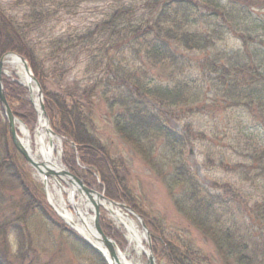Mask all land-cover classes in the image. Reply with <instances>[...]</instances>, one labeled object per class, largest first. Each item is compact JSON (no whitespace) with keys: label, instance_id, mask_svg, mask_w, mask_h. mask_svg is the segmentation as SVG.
<instances>
[{"label":"trees","instance_id":"16d2710c","mask_svg":"<svg viewBox=\"0 0 264 264\" xmlns=\"http://www.w3.org/2000/svg\"><path fill=\"white\" fill-rule=\"evenodd\" d=\"M88 1L0 0V57L14 52L28 61L42 86L51 127L64 140L63 163L88 186L131 206L142 217L157 264H216L190 243L165 235L140 211L121 174L123 161L110 154L95 132L91 97L99 94L116 134L161 176L177 211L214 243L222 264H264V191L249 202L232 195L238 199L237 206L226 196L234 192L232 187L222 191L215 182L212 188L220 192L213 191L188 161L189 147L196 140L213 141L206 165L253 185L264 180V143L238 130L231 142L221 146L218 159L214 148L227 140L226 134L210 136L191 124L182 132L172 126L181 112L187 116L215 114L218 109L250 116L264 112V22L253 15L260 5L255 0H112L100 21L51 39V51L39 53L29 35L46 22L77 14ZM228 36L241 46L221 47ZM255 46L262 51H252ZM75 50L78 55L85 53V69L93 81L69 94L51 91L46 61ZM65 66L66 61L58 62L53 70L66 72ZM4 83L15 114L32 122L35 111L27 89L15 80L5 78ZM1 121L0 264H49L42 262L35 247L33 234L39 231L35 233L29 222L34 213L44 225L45 236L53 238L57 232L73 250L83 248L98 264H107L61 222L45 200L30 196L23 171L18 170L21 155L7 121ZM16 182L24 204L12 201L6 206L2 189ZM32 184L44 198L43 190ZM101 223L118 239L104 219Z\"/></svg>","mask_w":264,"mask_h":264},{"label":"rangeland","instance_id":"374dc122","mask_svg":"<svg viewBox=\"0 0 264 264\" xmlns=\"http://www.w3.org/2000/svg\"><path fill=\"white\" fill-rule=\"evenodd\" d=\"M3 1L7 3L11 0ZM111 1L112 0H89L87 3L83 4L77 14L62 15L56 19L42 24L29 35V39L32 45L42 55L44 53L47 54L51 51V47L49 44L51 39L62 35L81 32L87 27L100 21L103 18L104 13L108 9ZM255 1L258 5H260V7L254 10L253 15L257 16L256 18L264 22V0ZM240 46V41L233 36H228L221 45V47L233 50L238 49ZM260 48L261 47L255 46L252 51L260 52L262 51V49ZM85 60V53L78 55L77 50L72 52L69 56H67V53L65 56L61 53L58 58L54 57L53 59H48L46 61V66L50 69V71L48 70L49 77L46 82L48 89L54 92L69 94L73 93L76 90H80L81 88H85L93 81L92 74L86 72ZM64 61L67 62V66H65V68H67L66 72H61L60 69L59 71L53 70L54 66L58 64V62L63 63ZM4 71L5 73L3 74V83L6 78L13 81L15 80L24 88H26L29 100L31 101L33 109L35 111V119L32 122H25L17 116L19 119L16 124L18 134L20 136L19 126L21 125L29 129L33 133L38 127L39 122V111L37 109L38 106L35 104V96L31 89H29L21 81L17 70H9L8 72L7 69H4ZM38 97L39 100L42 99L45 105L43 89L41 95L38 92ZM91 101L93 104V120L96 125L95 132L98 137L107 145L110 154L113 157H116L123 161L124 166L121 174L124 176L128 187L131 189L140 211L146 215L148 220L160 225L165 235L180 242L185 241L190 243L202 253L207 254L211 258H213L216 264H222V260L215 248L214 243L177 211L161 176H159L156 171L153 170L138 155V153H136L131 148V146H129L116 134L112 124V120L109 116L110 113L107 110L103 98L100 97L99 94H96V96L91 97ZM9 104L11 106L10 102ZM0 107L2 109L0 112L1 125V120L7 121V119L1 104ZM178 117V119H172V126L178 131H184L185 125L191 124L194 130L205 132L210 136H213L215 134H221V137L225 134L227 135V140L219 142L218 147L214 148V152L217 155L218 159L223 152L221 146L227 145V143L231 142L236 136L238 130L246 131L250 133V135H252L256 140L264 143V112H256L254 116H250L246 112L237 111L235 109H230L227 111L218 109L215 114L204 113L187 116L181 112L178 113ZM243 126L246 127V129H243ZM58 136L59 137L57 138L59 141V145H57L56 147V153L59 154V156L61 157V161H63L65 150L63 145L64 140L63 138H60V135ZM210 139L212 140L211 137L209 138V140ZM212 143L214 142L212 141L207 143L196 140V142L189 147L190 152L188 154V161L189 164H191L194 168L200 181L204 183L205 186L211 188L216 192L220 191L212 188V185L215 182L222 187V191L224 190V188L232 187L234 189V192L229 193L226 196H228L230 199L232 198L231 201L235 205L238 204V199L236 201V199L232 195H235L236 197H239L241 195L247 202L254 200L256 197H259L264 191V180L253 185L242 183L239 176L228 173L218 166L206 165L207 161L205 155L207 150L211 147ZM0 149H2V145H0ZM18 163H20L18 165V170L19 172L23 171L22 178L25 181L26 185H28L27 188L29 189L30 196H35L37 201L40 202L45 200L46 203L51 207L55 215L59 217L52 207L53 205L49 199L47 187L45 186V184H43V180L40 177L39 172L33 166L27 164L22 155ZM62 164L64 166V169H67L66 165L63 162ZM32 182L36 183L39 191H41V189L43 190L44 198L41 194L42 191L39 193H35ZM51 182H54L53 178H51ZM97 182L99 183V180ZM63 186L69 189L65 181L63 182ZM5 188L6 190L2 189V195L8 201L6 206L10 207L12 201L14 205L18 203L19 205L24 204V194L21 191L18 182H16V184L9 183ZM94 188L96 189L97 187ZM51 192H54V190H51ZM62 199L63 201L67 202L70 210L73 211L74 214H76L75 210L72 207V203H70L69 201V195L67 192L63 191ZM77 200L78 198H76V201ZM110 207L112 210H110L109 208L102 209V219L106 221V224L110 226V229L117 235L118 239L113 237V235L107 233V228L105 229L106 225L104 224L103 227L101 223L103 231L107 236L111 237L116 242L118 249L122 254H124L125 258L128 261H132L133 263L148 264V257L146 255V252L144 251L149 250L147 245L148 235L142 228L139 219L135 215L125 211L124 209L112 206ZM115 211L119 212V214L123 216V218L126 217V219L124 218L125 221H127V218L131 219L130 221H132L136 225L137 229L142 235L141 243L144 250H140L136 242H130L129 231L123 224V222H119L116 219L113 213ZM88 214L91 216L94 215L92 208L88 210ZM33 215V219L29 221L30 228H32L35 233L39 231V235L38 233L37 235L33 234V240L35 241V247L40 250L39 256L42 262H47L49 264H98L97 260L92 256V254L83 250V248L75 251L71 247H69V244L67 243L68 241L65 239V242H63L57 232H55V234L53 233V238L52 236H45V230L43 229L44 225L37 218L35 213ZM59 219L67 228L73 229L72 227H69L68 223L62 216L59 217ZM127 224H129L128 221ZM38 243H40V248L37 247ZM82 250L85 254L82 253Z\"/></svg>","mask_w":264,"mask_h":264},{"label":"bare ground","instance_id":"6f19581e","mask_svg":"<svg viewBox=\"0 0 264 264\" xmlns=\"http://www.w3.org/2000/svg\"><path fill=\"white\" fill-rule=\"evenodd\" d=\"M3 62V73H5L4 69H7L8 72L9 70H17L21 81L33 92L35 96V104L38 106L37 109L39 111V122L36 130L32 133L23 125L19 126L20 138L23 145L35 161L40 163L44 162L46 165H48L49 168L57 172L64 170V166L62 164L63 161H61V157L59 156V154L56 153V147L57 145H59L58 138L48 130V123L39 107L40 100L38 97L37 86L32 80L30 74L26 71L24 63L19 57H17L16 55H7L4 57ZM39 174L42 180L45 182L49 199L58 213H60L65 221L73 228H75L79 233H81L86 239L101 248L100 244L97 242L98 235L93 226V216L88 214V210L91 209V204L87 200V198L82 194H76L74 200L79 215L74 214L67 205V202L63 201L61 197L63 191L67 192L68 195L70 194V190L63 186V182L65 181L64 176H55L54 182H51V180L45 178L42 173ZM51 190H54V192H51ZM76 198H78L77 201ZM108 208L112 210L110 205H108ZM113 213L116 219L119 222H123V224L128 229L130 242H136L139 249L144 250L141 243L142 235L140 234L136 225L132 221H130L131 219L127 218V221L129 223L127 224V221H125L126 217H124V219L123 216H121L117 211ZM104 251L106 252L105 248ZM117 251L119 260L122 264H140L128 261L125 258L124 254L119 252V250Z\"/></svg>","mask_w":264,"mask_h":264},{"label":"water","instance_id":"95a60500","mask_svg":"<svg viewBox=\"0 0 264 264\" xmlns=\"http://www.w3.org/2000/svg\"><path fill=\"white\" fill-rule=\"evenodd\" d=\"M7 55H16L17 57H19L21 59V61L24 63L26 71L30 74L32 80L34 81L35 85L37 86V89H38V92L40 95L42 94V88H41L39 81L34 76L33 71L31 69L28 61L23 56L16 54V53H6L0 58V104H1L3 111L6 115V119L8 121V126H9V133L11 135L13 145L15 146L17 151L22 155V157L25 159L27 164L33 166L39 173H42L45 176V178H47V179L53 178L54 179L55 176H59V175L64 176L67 186L71 189L70 197H71V201L73 203V209L75 210L77 215H79V213L77 211V208L75 206V201H74V198L76 197V194H77L76 192L78 191L80 194L84 195L87 198V200L90 202V204L92 206V211L94 213L93 223H94L95 231L98 234V242L106 248V250H107L110 258L113 260L114 264H122L121 261L119 260L118 254H117L118 246L112 238H110L109 236H107L105 234V232L103 231V228L101 226V223H100V219L102 216L101 209L103 207L108 209V205H110L112 207H118V208L124 209V210L134 214L139 219L142 228L146 231V233L148 235L147 241H148L149 250L148 251L144 250L146 252L147 257H148V264H157L155 255H154L153 250H152L151 233H150L147 225L145 224V222L139 217V215L137 213H135L133 211V209L129 205L117 202V201L112 200V199H109L103 192H100L97 189L91 188L88 185H86L85 182L80 177L71 173L68 169H64L60 172H57V171L49 168L48 165H46L44 162L40 163V162L35 161L33 159V157L28 153L27 149L23 145L21 138L18 134V129H17L16 124L19 121V119H18L17 115H15L14 111L12 110V108L8 102L6 92H5V88H4V83H3L4 62H3V59ZM40 108H41V111H42V113H43V115L46 118V121L48 123V130L53 135H55L56 137H59L50 127V120H49V117L47 115L45 105H44L42 99H40ZM106 205H107V207H106Z\"/></svg>","mask_w":264,"mask_h":264}]
</instances>
